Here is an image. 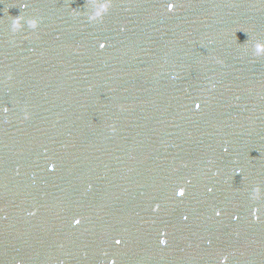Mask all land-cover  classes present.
Returning <instances> with one entry per match:
<instances>
[{"label": "water", "instance_id": "obj_1", "mask_svg": "<svg viewBox=\"0 0 264 264\" xmlns=\"http://www.w3.org/2000/svg\"><path fill=\"white\" fill-rule=\"evenodd\" d=\"M258 45L264 0H0V264H264Z\"/></svg>", "mask_w": 264, "mask_h": 264}, {"label": "clouds", "instance_id": "obj_2", "mask_svg": "<svg viewBox=\"0 0 264 264\" xmlns=\"http://www.w3.org/2000/svg\"><path fill=\"white\" fill-rule=\"evenodd\" d=\"M21 7H24V5L22 4ZM101 7H102L103 10H106L109 7V5L106 3V4L102 5ZM173 8H174L173 5L170 4L169 5V11H171ZM99 14L100 13L97 12V15H99ZM21 19H22L21 16H16V17L13 18L12 27H13L14 30L19 29L21 27V23H20ZM30 25L32 27H35L36 26V22L35 21H31ZM257 50L258 51H264V45H258L257 46ZM3 110L6 112L7 108H4ZM221 264H223V261L221 262Z\"/></svg>", "mask_w": 264, "mask_h": 264}, {"label": "snow or ice", "instance_id": "obj_3", "mask_svg": "<svg viewBox=\"0 0 264 264\" xmlns=\"http://www.w3.org/2000/svg\"><path fill=\"white\" fill-rule=\"evenodd\" d=\"M172 5H173V7L175 6L174 4H172ZM20 6H21V4H20ZM168 7H169V5H168ZM104 46H105L104 44H101V45H100L101 48H103ZM197 107H199V105H197ZM49 168L52 169L53 166L50 165ZM176 195H177L178 197H182V196L184 195V189H183V188H178L177 191H176ZM216 214L219 215L220 213L217 212ZM74 223L78 224V223H79V220L74 221ZM116 243L119 244L120 241L117 240ZM161 243L163 244V243H165V241L162 239V240H161Z\"/></svg>", "mask_w": 264, "mask_h": 264}]
</instances>
